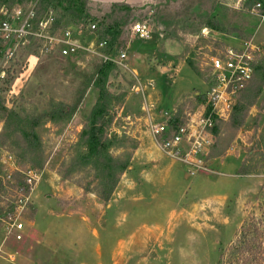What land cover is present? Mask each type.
Returning <instances> with one entry per match:
<instances>
[{"label":"rangeland","instance_id":"374dc122","mask_svg":"<svg viewBox=\"0 0 264 264\" xmlns=\"http://www.w3.org/2000/svg\"><path fill=\"white\" fill-rule=\"evenodd\" d=\"M36 1L0 0V5L26 7ZM213 1L158 0L131 14L112 57L116 61L122 50L126 59L114 63L107 81L108 91L117 100L112 104L111 135L140 136L132 134L133 124L129 123L141 115V109L154 112L160 122L162 113L171 114L177 107L182 112L179 123L186 122L202 103L196 96L208 90L212 57L228 47L244 48L245 43L255 54L264 53V21L245 8V0ZM91 9L88 19L71 17L58 26L91 22L96 25L95 33H81L79 41L96 43L109 9ZM204 10L212 11L222 33L207 28L213 20L211 15L205 17ZM56 12L59 19L61 9ZM136 20L148 22L151 40L130 37L129 26ZM138 48L148 53L147 58L133 56ZM39 49L34 57L31 47H20L7 64L0 54V73L4 72L0 102L28 117H41L57 104L77 108L71 118L45 122L38 128L44 174L21 216L25 238L9 240L0 257L15 263L7 254H21L16 259L21 264L24 254H32L30 264H217L221 253L229 254L241 226L264 213V88L240 129L234 131L226 121L212 131L211 147L204 158L207 171L190 176L181 162L157 147L165 162L158 159L156 167H144L131 161L132 170L121 177L104 205L93 194L83 192L76 179L61 181L57 173L61 163L69 160L71 147L97 100L92 83L101 58L89 53L60 58L39 54ZM187 62L198 69V75ZM127 116L130 121L124 120ZM6 152L4 149L0 155ZM121 153L116 150L113 155ZM242 166L257 174L239 176ZM9 193L7 187L5 194L0 193V208ZM213 193L223 197L216 208L202 202ZM147 229H155L154 234L140 232ZM93 231L96 236L91 235ZM132 233L134 237H129Z\"/></svg>","mask_w":264,"mask_h":264},{"label":"trees","instance_id":"16d2710c","mask_svg":"<svg viewBox=\"0 0 264 264\" xmlns=\"http://www.w3.org/2000/svg\"><path fill=\"white\" fill-rule=\"evenodd\" d=\"M209 1L214 2L213 0ZM229 1L224 0L223 2L227 3ZM244 5L246 9L255 11L258 16L264 15V0H245ZM257 5L258 7H256ZM92 7L109 9V12L105 13L102 18L101 27L103 32H97V35H99L97 42L105 43V46L98 50L101 55L113 57L114 45L121 29L131 14L137 11L140 6L119 3L98 5L87 0H38L36 13L37 18L41 19L49 12L56 14V10L61 9V12L58 13V15L60 14L59 19L56 15L55 25L58 26L61 21L65 22L71 17L88 19L92 13ZM194 8L198 9V7ZM204 11L205 17L211 15L210 20H213V24H209L207 28L222 33L221 26L215 23V15L212 14V11ZM153 16L155 15L153 14ZM192 18L195 19L194 14ZM86 23L87 25L91 24V22ZM71 24L73 23L69 25ZM28 47L33 49L31 50L33 51L31 56L38 57L36 56L38 53L34 54V52L40 48V44L32 43ZM1 49L2 46L0 45V51ZM79 54L68 58L74 59ZM187 65L198 75V69L191 62H187ZM115 67L114 63L103 62L101 59V65L95 70L92 83L93 88L98 92L97 100L86 118L77 142L71 147L69 160L62 162L57 171L61 181L76 179V185L83 192L93 194L104 205L111 200L121 177L131 171L133 151L136 150L138 144L136 140L125 135H111L110 128L115 119L112 104L117 100L108 91L107 81ZM252 68V78L237 96L230 117L227 120L228 126L234 131L245 124L249 109L257 103L264 88V53L254 55ZM207 81L208 88L213 86L210 78ZM196 99L203 103L205 94H198ZM76 108L77 105L69 108L63 104H57L41 117H28L22 116L0 102V123H2L0 152L5 149L6 153L14 158L19 170L13 174L11 180L2 181L1 179L6 176V168L0 161V193L5 194L6 187L15 188L18 184H21V172L28 169L42 171L44 158L38 128L45 122L58 123L71 118ZM181 113V111H178L171 120V129L175 130L186 123H179ZM116 150H122V153L114 156L113 152ZM1 156L3 154L0 155V160ZM255 174L257 173L249 171L243 166L238 173L242 177ZM228 252L229 254L221 253L217 264H264V213L260 218H250L241 226L237 239Z\"/></svg>","mask_w":264,"mask_h":264},{"label":"built area","instance_id":"2783aa9c","mask_svg":"<svg viewBox=\"0 0 264 264\" xmlns=\"http://www.w3.org/2000/svg\"><path fill=\"white\" fill-rule=\"evenodd\" d=\"M37 2L26 7L0 5V54L4 64L13 61L20 47H28L32 43L40 44L39 54L46 52L60 58L89 53L98 55L103 62L121 63L126 59V52L122 50L118 52L116 61L101 55L98 50L105 46L104 42L81 44V33H95L96 25L93 23L61 28L55 25L56 14L53 12L38 19ZM259 18L264 21V15ZM129 35L132 39L148 41L152 38V31L148 22L136 20L129 26ZM244 46L240 49L228 47L220 56L210 59L209 77L213 86L208 88L205 101L189 115L185 124L171 129L170 122L176 113H162L160 122L150 120L147 123V131L158 149L167 157L181 162L190 176L207 171L204 158L211 147L212 131L229 119L237 96L252 78L254 50L247 43ZM3 79L4 72H1L0 86ZM0 161L6 168L5 179L11 180L19 171L14 158L5 153ZM21 174L22 183L15 188L7 187L10 193L0 208V251L9 240L21 242L25 238L21 216L44 171L28 169Z\"/></svg>","mask_w":264,"mask_h":264},{"label":"crops","instance_id":"0c3cea01","mask_svg":"<svg viewBox=\"0 0 264 264\" xmlns=\"http://www.w3.org/2000/svg\"><path fill=\"white\" fill-rule=\"evenodd\" d=\"M89 2L98 4V5H104V4H115V3H119V4H126L129 6H149L153 3H155L157 0H87ZM152 39V38H151ZM157 41V40H156ZM156 41L154 42L156 44ZM154 44V49L157 47V44ZM153 49V50H154ZM137 53H135L133 56L134 57H140V58H147V52H145L144 50H142V48H138L136 50ZM154 54V53H153ZM163 72L166 70V68H162ZM135 71V70H132ZM179 103V102H178ZM177 106V105H176ZM160 113V112H159ZM172 113H178L177 107H175V109L173 110ZM155 117V118H154ZM129 116H127L126 118H124L125 121H130L129 120ZM157 121L156 119V114L154 112H145V110L141 109V115H139L138 118H135V121L133 123H129V125H132V128L130 129L132 134L134 135L135 133H139L140 136L136 137V135L134 136V139L137 141V148L135 150V153L132 157V161H137V163L144 165V167H148L152 166V167H156L155 161H158V159H162L163 161L161 162H165L164 160V156L159 152V150L157 149V146L155 145V142L152 140V138H150L149 133L147 131L146 125L149 121ZM128 126V125H126ZM129 127V126H128ZM122 129L124 128V126L121 127ZM140 128V129H138ZM141 128L144 129V131H141ZM134 129V130H133ZM152 163V164H151ZM162 164V163H161ZM132 170V168H131ZM251 177V175L249 176ZM257 177V176H255ZM261 179V178H260ZM259 183H261V180H258ZM222 195L219 193H213L210 194L208 196H206L205 198L202 199V202L205 204H209L212 208H216L219 207L222 204ZM209 206V205H208ZM209 206V207H210ZM32 225V224H30ZM155 229H147L146 231L141 230L140 232L143 234L147 233L148 236H152L154 234ZM92 236H96L95 231L91 232ZM129 237H134V233H132L131 235H128ZM147 236V237H148ZM119 254H122V252H120ZM21 254H7V256H11L12 258L14 257V261L15 263H13L11 260L7 259L6 257H4V259H2L0 257V259L2 260L3 264H21V263H16V259H19L18 256ZM23 255V254H22ZM32 254H24L23 258L24 261L22 264H30V258ZM8 261V262H6ZM11 261V262H10Z\"/></svg>","mask_w":264,"mask_h":264}]
</instances>
